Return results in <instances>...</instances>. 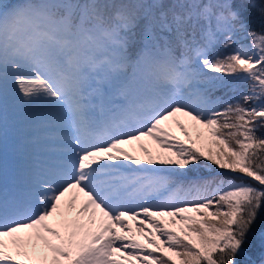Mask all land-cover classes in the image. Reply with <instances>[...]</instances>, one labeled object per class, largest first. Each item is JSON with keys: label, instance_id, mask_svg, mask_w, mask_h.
Wrapping results in <instances>:
<instances>
[{"label": "snow or ice", "instance_id": "snow-or-ice-1", "mask_svg": "<svg viewBox=\"0 0 264 264\" xmlns=\"http://www.w3.org/2000/svg\"><path fill=\"white\" fill-rule=\"evenodd\" d=\"M10 133L0 264H264V0H0Z\"/></svg>", "mask_w": 264, "mask_h": 264}, {"label": "rangeland", "instance_id": "rangeland-1", "mask_svg": "<svg viewBox=\"0 0 264 264\" xmlns=\"http://www.w3.org/2000/svg\"><path fill=\"white\" fill-rule=\"evenodd\" d=\"M13 154L16 155V152L13 150ZM7 165V169H8V176H7V183H8V179H9V172H10V163H6ZM5 185V178L3 176V171L0 170V189H3ZM133 225L135 226V222H133Z\"/></svg>", "mask_w": 264, "mask_h": 264}, {"label": "trees", "instance_id": "trees-1", "mask_svg": "<svg viewBox=\"0 0 264 264\" xmlns=\"http://www.w3.org/2000/svg\"><path fill=\"white\" fill-rule=\"evenodd\" d=\"M248 43H251V41L249 40ZM246 87V86H245ZM202 173L205 175V176H212V175H215L216 173L212 172L211 170L209 169H202ZM248 259H253V257H248Z\"/></svg>", "mask_w": 264, "mask_h": 264}]
</instances>
